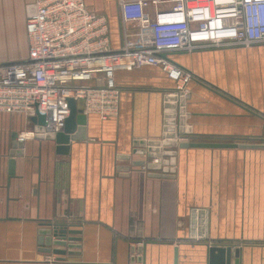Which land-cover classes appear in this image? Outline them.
Masks as SVG:
<instances>
[{
  "label": "crops",
  "instance_id": "crops-1",
  "mask_svg": "<svg viewBox=\"0 0 264 264\" xmlns=\"http://www.w3.org/2000/svg\"><path fill=\"white\" fill-rule=\"evenodd\" d=\"M30 1L0 0V62L27 54ZM84 2L107 17L113 48L123 37L151 38L133 23L122 26L118 0ZM167 57L194 75L185 104L190 141L264 143V44ZM115 81L116 116L85 114L84 139L69 140L64 154L53 140L24 138L11 177L10 137L30 130L31 116L0 112V264H207L209 245L186 239L191 206L209 208L211 246H230L231 264L235 249L238 264H264V148H176L170 176L150 175L161 171L144 166L121 176L116 166L143 158H122L132 140L160 135L162 97L174 83L149 65L117 70ZM47 223L78 230L66 234L79 238L70 241L74 253L41 249L39 230Z\"/></svg>",
  "mask_w": 264,
  "mask_h": 264
},
{
  "label": "built area",
  "instance_id": "built-area-1",
  "mask_svg": "<svg viewBox=\"0 0 264 264\" xmlns=\"http://www.w3.org/2000/svg\"><path fill=\"white\" fill-rule=\"evenodd\" d=\"M117 4L122 26L133 23L149 30V40L137 43L123 37L113 48L107 17L89 10L84 0H31L26 5L27 54L0 62V112L32 116L37 110L48 124L43 133L62 129L70 101L75 105L81 101L85 114L114 117L120 94L115 72L144 65L158 66L174 83L170 91L186 99L187 83L194 75L169 59L168 53L264 44V0H118ZM164 133L154 139L161 141ZM33 136L31 128L16 139ZM189 137L176 134L174 139L188 142ZM209 213L208 207L189 208L188 241L214 245Z\"/></svg>",
  "mask_w": 264,
  "mask_h": 264
},
{
  "label": "water",
  "instance_id": "water-1",
  "mask_svg": "<svg viewBox=\"0 0 264 264\" xmlns=\"http://www.w3.org/2000/svg\"><path fill=\"white\" fill-rule=\"evenodd\" d=\"M163 55V54H162ZM177 101V103L175 102ZM186 99L181 95H175L171 91H167L162 97V131H165L164 138L160 141L158 139H141L135 138L132 140V148L128 154L124 157L130 160L132 154L141 155L143 158L131 159L129 165H118L116 166L117 171L121 176L129 174L130 166H144L147 170H160L161 174L151 173L150 175L168 177V173L173 172V166L176 161V149H161L159 146H173L177 148L183 147H207V148H221V147H242V148H264V143H236V142H177L174 136L181 135L185 136L190 134L191 128L187 124V114L185 108ZM70 114L65 120L62 129L53 132L43 133V127H46L47 121L44 115L39 114L35 110V114L31 116L32 129L34 131V138H41L47 140H53L56 143L55 150L57 153L64 154L67 152L69 140L84 139V124H85V113L81 108H77L73 101H70ZM177 111V112H176ZM176 117V118H174ZM176 131V132H175ZM17 134L14 133L10 137L11 139V150L9 152L10 158L8 159V170L7 174L9 177L14 172V156L22 153V142L17 140ZM159 157L158 162H151L154 157ZM163 157V158H161ZM68 233H78V230L66 229L64 224L47 223L45 228L39 230V244L45 245L41 248L47 253H53L60 256L74 253L73 248H76V244L70 241L79 240L75 236H66ZM41 239L43 241H41ZM51 245L63 246L64 248H50ZM142 246H137V251H141ZM132 251L134 247L131 248ZM231 247L226 246H209L207 248V264H231ZM234 264H238L239 250L233 251ZM176 264V261L175 263Z\"/></svg>",
  "mask_w": 264,
  "mask_h": 264
},
{
  "label": "rangeland",
  "instance_id": "rangeland-1",
  "mask_svg": "<svg viewBox=\"0 0 264 264\" xmlns=\"http://www.w3.org/2000/svg\"><path fill=\"white\" fill-rule=\"evenodd\" d=\"M177 60H182V58L178 57Z\"/></svg>",
  "mask_w": 264,
  "mask_h": 264
}]
</instances>
